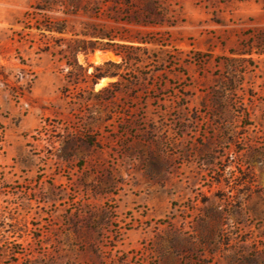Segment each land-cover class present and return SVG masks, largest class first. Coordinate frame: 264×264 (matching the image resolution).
Returning a JSON list of instances; mask_svg holds the SVG:
<instances>
[{
  "label": "rangeland",
  "instance_id": "1",
  "mask_svg": "<svg viewBox=\"0 0 264 264\" xmlns=\"http://www.w3.org/2000/svg\"><path fill=\"white\" fill-rule=\"evenodd\" d=\"M0 264H264V0H0Z\"/></svg>",
  "mask_w": 264,
  "mask_h": 264
}]
</instances>
